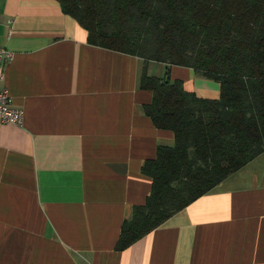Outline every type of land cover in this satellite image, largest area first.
I'll return each mask as SVG.
<instances>
[{"label": "crops", "instance_id": "obj_1", "mask_svg": "<svg viewBox=\"0 0 264 264\" xmlns=\"http://www.w3.org/2000/svg\"><path fill=\"white\" fill-rule=\"evenodd\" d=\"M4 85L23 125L0 123V264H264V159L258 156L124 250L122 223L143 205L142 174L171 131L144 114L142 59L89 45L56 0H0ZM166 64L149 62L161 78ZM203 99L219 84L171 66Z\"/></svg>", "mask_w": 264, "mask_h": 264}, {"label": "trees", "instance_id": "obj_2", "mask_svg": "<svg viewBox=\"0 0 264 264\" xmlns=\"http://www.w3.org/2000/svg\"><path fill=\"white\" fill-rule=\"evenodd\" d=\"M56 1L89 45L142 59L139 87L152 94L144 114L174 136L143 163L151 190L122 223L117 250L264 155V0ZM149 62L166 64L164 76H149ZM171 66L217 82L219 98L187 92Z\"/></svg>", "mask_w": 264, "mask_h": 264}, {"label": "built area", "instance_id": "obj_3", "mask_svg": "<svg viewBox=\"0 0 264 264\" xmlns=\"http://www.w3.org/2000/svg\"><path fill=\"white\" fill-rule=\"evenodd\" d=\"M13 58V53L0 47V123L22 126L24 111L14 105L9 90L4 85L5 65Z\"/></svg>", "mask_w": 264, "mask_h": 264}, {"label": "rangeland", "instance_id": "obj_4", "mask_svg": "<svg viewBox=\"0 0 264 264\" xmlns=\"http://www.w3.org/2000/svg\"><path fill=\"white\" fill-rule=\"evenodd\" d=\"M217 83V82H216ZM261 156V155H260ZM262 158L264 159V155H262Z\"/></svg>", "mask_w": 264, "mask_h": 264}]
</instances>
